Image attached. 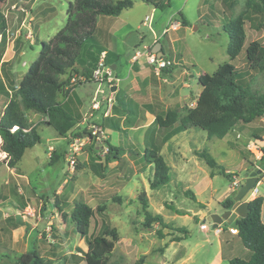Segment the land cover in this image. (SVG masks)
<instances>
[{"label": "crops", "instance_id": "crops-1", "mask_svg": "<svg viewBox=\"0 0 264 264\" xmlns=\"http://www.w3.org/2000/svg\"><path fill=\"white\" fill-rule=\"evenodd\" d=\"M29 1L33 2L35 0L4 1L6 10L2 9V11L5 15L6 28L2 32L3 40L0 42V68L6 65L11 69V71L8 70L9 75H11L0 80V85L2 87L0 114L8 100L12 97L11 90L7 85L12 81V78L9 77L13 76V74L15 75L17 71L15 65H12V62L17 57L16 53H19L20 55H24L25 53L23 48L24 44L20 39L24 36L25 40H29L32 36L28 29L29 25L27 22L31 19L34 20L33 15H29V9H27ZM136 1L137 0H134L131 7L122 10L118 15H98L96 18V22L99 19L101 20L102 29L108 36V39L105 38L104 40H101L103 43H101L98 50L99 52H105V54H107L106 57L108 59L110 58L108 65L111 66L112 70H116L117 67L120 66V64H117L116 62L118 61L120 50L116 46L117 39L112 33L122 25L124 26V24L122 22V24L119 25L117 24V21H110V19L105 20L102 18H105L103 16H110V18L120 16L125 10L132 8ZM214 1H217V6L224 10L229 9L235 3V0ZM44 3L47 5L48 9L51 10L52 14L53 9L56 8L54 2L51 0H45ZM51 14H49V16ZM255 17L256 14H247V19H249V21L253 19L258 26L261 22L256 21ZM259 18L261 19V16H259ZM198 19H200V15ZM187 24L182 25L181 20H179V27L173 31L178 30L179 28L185 29ZM166 25L167 24L164 23L159 29L157 28L158 32L152 28L153 33L151 32V34L153 38L151 43L145 45L149 51L156 53L157 56L170 62L168 66L161 70L159 75L155 73L153 67L148 64L143 57L137 61H133L132 58H130L127 72L122 75L120 69V75H115L118 79L117 82L112 84L115 88L113 90L111 88L110 90L103 88V93H97L96 91L102 88V84H98L91 80H81L82 77H85L86 79L91 75L94 68V62L98 59V52L91 53V51L88 52V59L78 60L81 61L82 66L76 64L74 69L59 75L60 81L65 82V84L61 87V91L57 93L56 99L60 102L63 109L73 117L75 122L72 128L64 135L57 133L51 125L42 123V120L47 119L46 116L33 110L27 111V117L32 125L36 127L40 135V141L34 146L27 148L20 161L23 157L28 155V169L33 173L34 179L31 180L26 168H21L19 165L16 167H9L5 162H1L0 169L2 175L0 176V179L2 180V192L5 193V187L9 184L10 180L11 182L16 181L21 182L22 184H29L30 181L31 183L32 181H35L38 183L39 187L47 188L53 177L56 176V178L60 177L53 193L56 204L52 206L49 200L44 203L42 199L38 197V194L25 195L24 191V196L18 199V201L2 194L0 196V253H8L18 250L16 246L17 243L15 242H17L20 235L24 234L26 228L29 227L30 231H32L35 228H38V224L41 223L40 221H42V219L44 220L45 218H53L60 215L63 221V229H61L62 233H70L71 237H77L78 244H83V250L81 251L83 255V252L87 248L85 237L75 230L70 218L75 201H83L93 209L91 218L94 216L95 212L101 211L103 213L98 214L108 216V213L110 214V212L103 211V204L106 206L110 204L111 209L114 211V213L111 212V215L115 218L112 219V221L115 220L113 222L116 224L120 223L123 212L127 211V205L132 202L133 196L136 198L138 197L140 191L139 188H137L138 185L134 183L133 186L135 189L133 192H129L127 189L128 180L126 178L130 179V177L127 176L124 170H122L124 164L127 166L134 162L133 156L140 157V144L146 151H155L157 154L161 155L169 167L168 175H170V168L175 169L178 173L177 176L179 179H183L185 187H187V183L197 180L198 174L196 173V170L187 168L186 163L183 162L184 160H187L186 153H184L186 159L180 158L178 161H174L169 157L170 154H176L179 152L178 150L180 148H182V151L183 149L189 150L190 154L199 157L194 153L195 150L198 151V148L195 146L194 142L190 141V139H193V135L190 131L194 130V128L179 130L178 124L162 127L159 126L155 120L156 116L164 115L168 110H175L179 116H182L187 109L195 105L196 97L201 90V86L198 83V76L201 73L199 72L198 76L194 78V81H191L194 74L189 69L188 64H185L187 62L180 60L177 56V52L173 50L171 42L174 41V39L168 38L164 43L160 41L161 38H159V36H161V31ZM137 27L138 26H136V28ZM58 30L59 26H56L53 33L55 34ZM9 34H11L10 37L8 36ZM33 34L35 35V39L29 40L30 44L31 42L35 44L38 39L40 42L46 41L50 37L44 36V34L38 32H33ZM245 37H248L246 31ZM255 39L264 43L263 33L259 35L256 33L254 37L249 39V42ZM120 41L122 42L123 40ZM143 47L144 45L142 48ZM134 49H136V47H134ZM126 55L128 56L129 53ZM32 61H30V63ZM24 63L25 62L23 61L22 66L25 65ZM188 63L192 66H196V63L193 62V60ZM140 64H144L145 67H141ZM77 66H79V68H76ZM26 70L22 73L17 82L20 81ZM251 72L252 71L249 70V74H251ZM185 73L188 75L186 79L184 78ZM74 76L79 79V81L73 86H69V82ZM108 97L113 99L110 107H108L107 103ZM94 98L100 103L99 108L97 109L91 108ZM127 104H129V106H127ZM90 113L91 115H89ZM253 121H256L257 123L249 126V132L247 133L248 136L240 133L237 130L236 124L232 130L220 139L225 141V147H229V144L236 143L238 140H243L246 150H250L249 154L254 159L253 162H250L251 168L246 172L245 176H247L254 168L258 167L261 169L259 175L264 178V169L257 163L258 161L261 162L260 158H256L258 155L257 148H264V115L255 118ZM91 125H95L99 128L98 135L94 139L92 136L88 135L89 133L87 134ZM43 132H49L52 135L51 139L48 137L45 139ZM72 137H77L84 143L81 150L76 154L74 173L71 176H66L62 173L57 174L56 163L59 159V153H62L64 159H66L69 150L68 143ZM205 138L206 140L211 139L207 138L206 135ZM51 140L54 141V144L49 142ZM42 141L47 148V153H44L43 161H41L39 157L43 152L36 149L38 146L41 148ZM108 144L112 145L114 150L112 154L107 153L105 155L106 161L105 164L102 165L104 156L103 158L99 156L103 155V148ZM50 147H52V149H50ZM100 151L102 152L100 153ZM3 154H5V152ZM126 157L128 158L127 160L124 159ZM167 158L175 164L174 167L171 163L169 166L166 160ZM45 164L49 167L47 171L43 169ZM103 166L104 168L102 170ZM148 167L149 169L147 171L146 168ZM214 167L209 168V176H212ZM146 168L140 171H147V176L149 173L154 172V166L152 163L146 162ZM135 169L136 171H139L138 167H135ZM221 171L222 170H220V172ZM224 174H227L231 178V184L222 200L225 198H231L235 194L237 187L233 186L234 177H241L235 174L230 176L231 172L228 169L224 170ZM87 175L88 178H86ZM139 179L142 183L141 188L145 191L147 196L149 179L147 182L142 178ZM259 182L261 181L258 180L257 185ZM158 187L152 190H155ZM255 196H261L263 199L260 219L264 223V192L259 191L257 188ZM56 197H58V199H56ZM98 206L100 207V210H97L96 207ZM164 206L167 207L166 205ZM223 207L224 206H222V209ZM107 209L108 208H106V210ZM22 212H25L26 214L21 215ZM194 213L197 214L198 211ZM95 221L96 220H94V222ZM88 225L90 226V223ZM92 225L96 227L94 223ZM97 226L99 228V234L105 227H109L104 225V221ZM110 228L116 230L115 227ZM89 235L90 232L88 233L87 230V237H89ZM215 235L217 236V247L213 251V258L209 264H228V260L232 257H240L243 259L249 258L250 254L248 249L242 244L236 234L230 233L227 229H224L221 234ZM39 236L41 240L39 239L37 243L38 246L32 250H38L43 257V250L50 249L52 252H56L55 249H57L58 245L55 243H46L45 234L40 233ZM179 241H181V239H179L178 242ZM179 247H182V245H179ZM182 248H184V250L177 255L174 263L191 264L193 256L191 249L189 250L185 246ZM19 253L22 252H17L13 255Z\"/></svg>", "mask_w": 264, "mask_h": 264}, {"label": "rangeland", "instance_id": "rangeland-1", "mask_svg": "<svg viewBox=\"0 0 264 264\" xmlns=\"http://www.w3.org/2000/svg\"><path fill=\"white\" fill-rule=\"evenodd\" d=\"M44 1L45 0H35L33 2H28L27 9H29V15L32 14L34 17V20L31 19L27 21L29 25L28 29L32 35L29 40L35 39V33L33 34V32L42 33L44 36L51 37L54 34L53 32L56 26H59V29L63 27L66 21L65 13L68 1L72 0H51L56 7L53 9L52 14ZM159 1L164 4L162 7H155L142 0H137L132 8L125 10L120 16H115V18L103 16L105 18L102 19L117 21L119 25H121L122 22L124 24V26L122 25L112 33L117 39L116 46L120 50L118 61H116L120 66H118L116 70H112L113 76H119L120 69L122 75L127 72L130 56L132 55L134 47L143 49V45L145 46L151 43L153 37L149 28L141 24V20L145 15H151V26L156 32H158V29L164 23L168 24L173 20L179 21L183 16L188 20L185 29L179 28L175 31L169 30L168 34L165 36L161 35L159 38H161L160 41L162 43L167 41L168 38L174 39V41L171 42L172 48L177 52V56L180 60L187 62L185 64H188L189 69L194 74L191 80L192 82L194 78L198 76L199 72L201 74H211L218 64L231 62L240 68L241 78L245 82L249 83L259 92L264 91V73L252 70L250 75L249 72L246 71L247 68L245 66V48L249 39L254 37L256 33L257 35L263 33L264 38V13H256L255 20L262 23V26L258 25L260 28L255 24L253 19H251V21L246 19L244 28L248 37H245L244 44L239 54L234 59L230 60L226 51L228 36L223 31L222 27L229 19L244 12L248 0H235V3L227 10L217 6V1L214 0ZM250 1L252 3L256 0ZM1 7L3 10L6 8L5 2L1 4ZM49 14L51 15L49 16ZM248 14L250 15L253 13L250 11ZM199 15L200 19H198ZM259 16H261V19ZM136 26L138 27L136 28ZM93 33L95 41H87L83 44L80 49V60L88 59L87 56L90 51L91 53L98 52V55L101 54V51L99 52L98 50L101 43H103L101 40L105 38L108 39V36L102 29V22L100 19L96 22ZM8 36L10 37L11 34ZM2 40L3 38L1 37L0 42ZM29 40H25L24 36L21 37L20 41L24 44L23 48L25 53L24 55L16 53L17 57L12 62V65H15L17 71L15 75L13 74V76L9 77L12 78V81L7 84L11 90V96H14L18 79L27 69L30 61L34 60L39 52V39L35 44L33 42L30 44ZM120 40L123 41L121 42ZM127 53H129L128 56L126 55ZM192 60L196 63V66H192L188 63ZM23 61L25 62L24 66H22ZM104 61L108 64L110 58L108 59L105 56ZM95 63L96 61L93 66H95ZM76 64L81 65V61H78L75 65ZM140 66L143 68L145 67L144 64H140ZM76 68H79V66ZM8 70L11 71L6 65L0 68V80L11 75H9ZM187 77L188 75L185 73L184 78L186 79ZM102 88L110 90L105 83H102ZM1 89L2 87L0 85V98L2 99ZM127 106H129V104H127ZM256 123V121L245 124L237 123V130L248 136L249 126L255 125ZM190 133L193 135V139H190V141L195 143L198 151L206 148V151L216 160L217 165L214 167L212 176L208 175L210 167L203 159L193 156L189 153V150L183 149L182 151V148H180L178 150L179 152L176 154L172 153L169 157L174 161H178L180 158L186 159L187 157V160L183 162L186 163L187 168L196 170L198 174L197 180L187 183V187H185L183 179H179L177 176V171L170 168L169 181L167 183L160 185L155 190L147 187L148 209L153 214L159 213L161 215V223L153 221L149 228L142 226V221L144 219L143 211L141 209V204L134 196L132 197V202L127 205V211L123 212L120 223L117 224L113 222L115 220L112 221V219L115 218L111 215V212L114 213L111 209V205L109 204L106 206L103 204V211L110 212V214L108 213V216H105L103 214H98L103 213L102 211L95 212L94 216L90 219V226H87V230L88 233L90 232L89 237L98 235L99 228L97 225L102 221H104V225L116 228L119 238L114 243L115 246L112 254L109 256L108 263L135 264L137 259L142 257V262L144 264H175L174 261L177 255L184 250V248H182L184 246L192 251L193 256L191 264H209L212 260L213 251L217 247V236L213 233V223L208 220V217L212 213L221 214L223 212L221 200L229 190V185L231 184V178L227 174L220 172V170L224 171L228 169L231 172L230 176L235 174L245 177L246 172L251 168L250 162H253L254 159L249 154L250 150H246L243 140H238L236 143L229 144V147H225V141L223 139L213 137L206 140V132L200 128H194ZM43 135L45 139L47 137L51 139L52 137L49 132H43ZM92 138L94 139V136ZM43 141L40 146L41 148H39V146L36 147V149L43 152V154L39 156L41 161L44 160V153H47V148ZM49 142L54 144L52 140ZM139 146V152L141 153L140 157L133 156L134 162L127 166L124 164L122 169L126 172L127 176L130 177V179L126 178L128 180L127 189L129 192H133L135 189L133 186L134 183L138 185L137 188H139V192L144 191L141 188L142 183L139 178L147 182L148 179H152L154 173H149L147 176L146 172L149 167L146 168L147 161L144 156L150 153V151H146L141 144ZM198 151H194L195 155ZM0 152L1 160L5 154H3L4 152L1 150ZM101 152L102 151H100V153ZM184 153H186V157ZM102 154L103 155L99 157L103 158L104 156L102 161V165H104L107 152H102ZM124 159L127 160L128 158L126 157ZM166 160L169 166L171 163L174 167L175 164H173L170 159L167 158ZM257 163L264 169V162L261 163L258 161ZM28 164V155H26L17 165L21 168H26L31 180H33V173L28 169ZM56 166L57 174L62 173L66 176H71L75 170V168L71 169L68 166L67 160L64 159L62 153H59ZM135 167H138L139 171H136ZM103 168L104 166L102 170ZM145 168L147 171H140ZM43 169L47 171L49 169L48 165L45 164ZM1 175L0 169V176ZM258 176L261 182L258 183L257 188L259 191L264 192V178L261 177V175ZM86 178H88V175ZM59 179L60 177L56 178V176H54L47 188L39 187L38 183L35 181H32V183L30 181L29 184H22L21 182H11L10 180L9 184L5 187V193L2 192V180L0 179V196L3 194L18 201L24 194H38V197L41 198L44 203L49 200L52 206H54L56 201L54 200L53 193ZM56 199H58V197H56ZM106 208L108 209L106 210ZM196 211H198L197 214L194 213ZM22 214L26 213L22 212L21 215ZM203 219L208 226L207 230H201L199 228V224ZM94 220L96 221L94 222ZM40 222L38 228L32 231H30L29 227L26 228L24 234L20 235L17 242H15L17 243L16 246L18 250L11 251L12 253L8 252L10 258L0 257V264H14L13 254L17 252H29L38 246L37 243L39 239L41 240V238H39L40 233L46 235V243H55L58 245L57 249H55L56 252H52L50 249L43 250L46 264H85V260L81 253L83 244H78L77 237H71L70 233H62L63 221L60 215L53 218L42 219ZM93 223L96 227L92 225ZM221 224L227 225L225 219ZM179 239H181V241L178 242ZM179 245H182V247H179Z\"/></svg>", "mask_w": 264, "mask_h": 264}, {"label": "trees", "instance_id": "trees-1", "mask_svg": "<svg viewBox=\"0 0 264 264\" xmlns=\"http://www.w3.org/2000/svg\"><path fill=\"white\" fill-rule=\"evenodd\" d=\"M0 0V32L5 28V15ZM134 0H72L66 9V21L51 38L40 42L37 57L30 63L26 72L17 83L12 96L0 114V150L5 156L0 160L9 167H16L24 151L40 141V135L27 117V111L33 110L47 117L42 123L51 125L57 133L64 135L74 125L73 117L68 114L60 102L57 93L65 82L59 75L74 69L78 62L80 49L87 41H95L93 33L98 15H118L122 10L132 6ZM155 7L164 4L159 0H142ZM244 12L237 14L223 25V31L228 36L227 54L230 60L240 52L244 40V22L247 14L264 13V0L246 2ZM250 10V11H249ZM182 25L187 20L181 17ZM262 26V23H259ZM246 68L264 73V43L251 40L245 48ZM251 75V74H250ZM198 83L200 93L195 105L179 116L175 110H168L164 115L156 116L159 126L168 127L178 124L179 130L200 128L206 132L207 138H222L237 123H249L264 115V91L259 92L241 78L240 68L231 62H223L211 74H200ZM12 128H15L13 131ZM90 134V133H89ZM107 153L112 154L114 147L107 145ZM210 167L217 163L205 150L196 152ZM145 160L154 166L149 187L154 189L165 184L168 179L169 167L162 156L155 151L145 155ZM264 161V154L260 157ZM78 168V167H77ZM224 173V171H221ZM212 174V172H211ZM259 180V179H258ZM141 204L144 219L142 226L149 228L153 221L161 223V215L153 214L148 209L147 196L144 191L137 197ZM262 197L255 196L248 201L249 211L243 217H237L230 226L237 228L236 235L249 251V258L232 257L228 264H264V223L260 219ZM231 198H225L221 205L229 207ZM100 210V207H96ZM93 214V209L83 201H75L70 214L75 230L85 237L86 250L83 258L86 264H110L114 243L119 235L114 228L105 227L103 231L92 237H87V226ZM0 257L10 258L8 253H0ZM15 264H46L40 252L36 249L13 255ZM142 257L135 264H144Z\"/></svg>", "mask_w": 264, "mask_h": 264}, {"label": "built area", "instance_id": "built-area-1", "mask_svg": "<svg viewBox=\"0 0 264 264\" xmlns=\"http://www.w3.org/2000/svg\"><path fill=\"white\" fill-rule=\"evenodd\" d=\"M142 25L147 26L150 30V32L153 33V29L151 26V15H146L143 20H142ZM179 27V21L177 20H173L170 21L161 31V35H164L166 33H168L169 30H174L176 28ZM2 37V33L0 32V39ZM105 52H101V54L98 56V59L95 63V66L92 70L91 75L85 79V77H82L81 80H91L94 82H97L98 84H102L105 83L109 88H111L112 84L117 82L118 79L112 75V68L110 65L106 64L104 61L105 58ZM144 58L145 61L150 64L155 73L157 75H159L161 73V70L163 68H165L166 66H168L170 64V62L162 57H158L156 53L151 52L148 50L147 47H143V49H139L136 48L134 49L131 58L133 61H137L140 58ZM79 81V79H76L75 77L71 78L70 82H69V86H73L74 84H76ZM97 93H103L104 90L103 88H100L96 91ZM112 101L113 99L111 97L107 98V103H108V107H110L112 105ZM99 101L94 98L91 108L92 109H97L99 108ZM91 115V113L89 114ZM15 128H12L11 130L13 131ZM91 131L89 132L90 134H88L89 136H94L97 137L98 132H99V128L95 125H91L90 126ZM84 145V143L77 137H72L69 140L68 143V147L69 150L67 152L66 155V159H67V164L71 169H74L76 166V154L79 150H81V147ZM50 149H52V147H50ZM258 149V155L256 156V158H260L263 154H264V148H257ZM108 151V147L105 146L103 148V152L106 153ZM233 186L238 187V178L234 177L233 180ZM257 192V182L255 183V185L251 188L250 193L247 196V201L251 200L252 198L255 197ZM199 228L201 230H207L208 226L205 223V220L203 219V221H201V223L199 224ZM224 229H227L230 233H237V228L232 227L230 225H222L221 223L216 224L215 226H213V233L214 234H221Z\"/></svg>", "mask_w": 264, "mask_h": 264}, {"label": "water", "instance_id": "water-1", "mask_svg": "<svg viewBox=\"0 0 264 264\" xmlns=\"http://www.w3.org/2000/svg\"><path fill=\"white\" fill-rule=\"evenodd\" d=\"M114 88V86L111 87L112 90ZM90 131L91 129L87 131V134ZM260 173L261 169L256 167L252 171H250L247 176L238 177V187L235 194L231 197V205L229 207H223V212L221 214L212 213L211 215H209L208 220L213 223V226L218 223H222L224 219L227 224H231L235 218L243 217L247 214L249 209L248 201L246 199L251 191V188L258 181V175Z\"/></svg>", "mask_w": 264, "mask_h": 264}, {"label": "bare ground", "instance_id": "bare-ground-1", "mask_svg": "<svg viewBox=\"0 0 264 264\" xmlns=\"http://www.w3.org/2000/svg\"><path fill=\"white\" fill-rule=\"evenodd\" d=\"M0 156H1V152H0Z\"/></svg>", "mask_w": 264, "mask_h": 264}]
</instances>
